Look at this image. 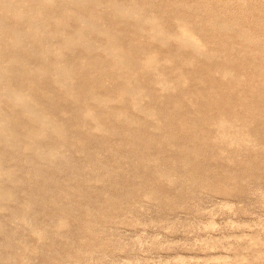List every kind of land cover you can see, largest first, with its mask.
<instances>
[{
	"label": "bare ground",
	"instance_id": "1",
	"mask_svg": "<svg viewBox=\"0 0 264 264\" xmlns=\"http://www.w3.org/2000/svg\"><path fill=\"white\" fill-rule=\"evenodd\" d=\"M196 1L195 5L183 6L179 0H173L171 6L179 5L187 13H194L206 6L205 0ZM157 2L0 0V211H8L5 218L0 217V248L13 245L16 254L19 253V264L28 259L27 255L22 256V243L15 246V241L22 238L19 230L35 232L40 239L61 235L60 231L66 227V222L59 218L52 224L58 229L55 232L38 230L31 206L41 191L58 193L59 183L52 173L76 174L67 154L68 147L74 144L72 131L77 132L81 142L94 140L97 137L92 131L101 135L118 132L110 125L113 120L126 123L129 127L125 134H128L136 124L129 115L131 111H139L145 118L140 125L164 132L171 125L167 121L169 117L161 118L165 117V111L144 104V100L165 101L175 93H182L184 85L195 79L206 86L207 92L192 91L187 97L194 102L209 100L200 109L205 111V116L197 118L200 122L188 121L182 115L178 119H182L179 128L189 130L202 123L206 128L210 126L212 132L203 137H187L183 145L189 146L190 152L168 162L165 172L160 173L162 180H172L177 165L184 169L182 181L198 180L203 186L201 181L205 182L206 175L202 178L199 174L204 168L201 170V166V171L185 168L205 147L216 151L214 154L227 152L220 156L231 162L241 151L250 150L258 136L264 138V119L254 114L242 118L228 113L229 96L219 90L223 85L228 90L236 88L245 81L260 79L264 83V40H258L237 19L226 18L222 8L215 5H207V19H198L194 26L180 13L169 15L166 22H161L165 13L155 8ZM120 24L130 25V30L122 36L116 33L122 31L118 28ZM195 26L213 37L219 36L215 50L207 48L206 39L197 38L199 30ZM172 43L176 48L165 50ZM234 58L239 61L237 64ZM169 61L179 69H170ZM245 68L250 70L247 75L241 72ZM149 85L159 88L156 97ZM145 86L149 92L144 91ZM218 98L222 104L213 105ZM113 99L123 103L122 108L111 106ZM195 105L193 110L198 108ZM215 109L217 116L212 118ZM200 110L195 111L198 117L202 115ZM87 127V135L79 132ZM175 137L164 134L154 141L151 137L138 136L130 142V147L172 149L177 146ZM104 144L101 141L98 146ZM15 159H19L17 167L10 166L8 162ZM22 163L31 166L24 181L29 196L26 200H22ZM41 163L54 172L42 169ZM96 168L102 165L97 164ZM226 182L207 185L219 193L227 191ZM129 195L124 192L120 199ZM77 206L73 203L70 213L78 211ZM55 207L64 212L60 202ZM88 225L85 229L91 226ZM243 241L232 249L231 263L264 264V241L256 235ZM7 258L8 255H0V264H9Z\"/></svg>",
	"mask_w": 264,
	"mask_h": 264
},
{
	"label": "rangeland",
	"instance_id": "2",
	"mask_svg": "<svg viewBox=\"0 0 264 264\" xmlns=\"http://www.w3.org/2000/svg\"><path fill=\"white\" fill-rule=\"evenodd\" d=\"M172 1L158 0L156 3L155 8L165 13L161 22H166L169 15L180 13L194 26L198 19H207V5H215L217 9L222 8L221 12L226 18L237 19L258 40H264V0H205L206 6H201L203 8L194 13H187L179 5L171 6ZM179 3L191 6L198 2L179 0ZM113 27L116 28V25ZM118 28L122 31L116 33L122 36L130 30V25L120 24ZM198 30L197 38L201 41L206 39L207 48L215 50L219 36L213 37ZM175 48L176 45L172 43L165 50ZM234 60L235 64L239 62L236 58ZM168 65L174 71L179 69L170 61ZM249 71L247 68L241 70L244 75ZM145 87L144 91L149 92ZM205 87L191 79L184 85L182 93H175L165 101L154 98L144 100V104L165 111V117L161 118L169 117L167 121H171V125L164 130L165 133L140 125L145 118L139 111H131L129 115V119L136 124L128 134H125L129 127L126 123L113 120H110V125L115 126L118 132L101 135L92 131L97 137L94 140L81 142L77 132L72 131L74 144L68 147L67 154L71 166L75 165L73 169L76 174L70 176L65 171L52 173L53 168L41 163L42 169L57 178L58 193L52 195L41 191L31 206L38 230L55 232L58 229L52 224L59 218L66 222V227L60 231L61 235L42 236L40 239L35 232L23 228L19 230L22 238L15 241V246L17 248L22 243V256H28L22 264H232V249L238 248L243 239L256 235L264 241L263 137L258 136L250 150L241 151L231 162L220 156H225L227 152L214 154L216 151L205 147L203 153L185 168L192 171L202 166L201 170L204 168L205 172L199 169L202 172L199 177L206 175L205 182L201 181L203 186L198 180L195 183L182 181L184 169L177 165H174L172 180H162L160 173L165 172L168 162L179 154L190 152V147L183 145L187 137H203L212 132L210 126L206 128L202 123L189 130L179 128L182 119H178L182 115L188 121H198L205 116V111L201 110L209 100L203 98L194 102L187 97L192 91L207 92ZM149 88L154 97L160 93L156 85H149ZM219 90L229 96L228 113L242 118L254 114L258 119H264V83L260 79L245 81L230 90L223 85ZM110 104L120 108L123 105L115 99ZM194 104L201 109L200 117L195 112L198 109L196 105L193 110ZM212 104H222V101L218 98ZM216 116L215 109L211 117ZM79 132L87 135L89 128ZM164 134H174L177 146L158 150L151 146L143 149L130 147L135 137H151L150 140L156 141ZM101 141L105 144L100 147L98 144ZM8 164L17 167L19 159L10 160ZM97 164H101L102 168H96ZM257 164H261L262 168ZM22 165V200H26L28 195L24 190V181L31 166ZM97 176L100 178L95 179ZM215 181H227V191L214 192L208 185ZM245 186H248L247 190ZM124 192L130 195L123 200L120 197ZM56 202H60L64 212L55 207ZM73 203L78 205L79 210L70 213L69 208ZM7 214V210L0 211L2 218ZM50 216L53 217L48 220ZM87 224L91 226L85 229ZM13 247L0 248V255H8L9 264H19V253L16 254ZM34 249L37 252H32Z\"/></svg>",
	"mask_w": 264,
	"mask_h": 264
}]
</instances>
